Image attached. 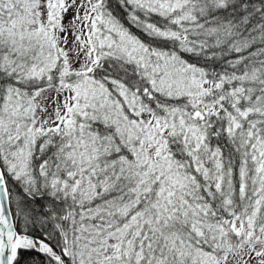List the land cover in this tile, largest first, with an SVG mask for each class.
I'll return each mask as SVG.
<instances>
[{
  "label": "snow or ice",
  "instance_id": "snow-or-ice-1",
  "mask_svg": "<svg viewBox=\"0 0 264 264\" xmlns=\"http://www.w3.org/2000/svg\"><path fill=\"white\" fill-rule=\"evenodd\" d=\"M0 264H264V0H0Z\"/></svg>",
  "mask_w": 264,
  "mask_h": 264
},
{
  "label": "trees",
  "instance_id": "trees-1",
  "mask_svg": "<svg viewBox=\"0 0 264 264\" xmlns=\"http://www.w3.org/2000/svg\"><path fill=\"white\" fill-rule=\"evenodd\" d=\"M135 31V30H134ZM139 34V33H138ZM143 38V37H142Z\"/></svg>",
  "mask_w": 264,
  "mask_h": 264
}]
</instances>
